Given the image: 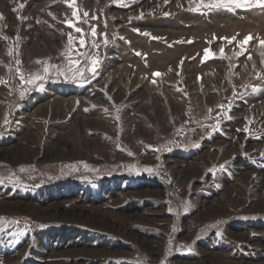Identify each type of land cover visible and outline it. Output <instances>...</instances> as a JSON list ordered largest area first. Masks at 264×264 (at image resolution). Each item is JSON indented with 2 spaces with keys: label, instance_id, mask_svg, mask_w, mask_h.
<instances>
[{
  "label": "rangeland",
  "instance_id": "rangeland-1",
  "mask_svg": "<svg viewBox=\"0 0 264 264\" xmlns=\"http://www.w3.org/2000/svg\"><path fill=\"white\" fill-rule=\"evenodd\" d=\"M197 3L76 0L81 48L65 0H0V264H264V8Z\"/></svg>",
  "mask_w": 264,
  "mask_h": 264
},
{
  "label": "snow or ice",
  "instance_id": "snow-or-ice-1",
  "mask_svg": "<svg viewBox=\"0 0 264 264\" xmlns=\"http://www.w3.org/2000/svg\"><path fill=\"white\" fill-rule=\"evenodd\" d=\"M114 2L115 3H122V0H114ZM65 3H66V5L68 7L73 9L72 17L75 18L74 20L66 18L65 19V25L67 27L73 29L75 33H79L80 34V36L78 38V43H79V46L81 48H83V47H85V44H86L85 33H84V30L81 27L76 26L80 22V19H81L80 16H79V9L76 6V0H65ZM165 3H167V0H165ZM201 6L203 8H207L209 10L223 8V9H226L228 11H235V9H249V8H253V7L264 8V0H207V2H205V0H199V3H197L196 7L194 9H191V10L200 11L201 10ZM20 7L23 8L24 5L21 4ZM14 11H15V9H14ZM141 15H143V13H141ZM165 15H167V13H165ZM83 17L88 18L89 17V13L87 11H84L83 12ZM0 19H3V15L2 14H0ZM18 19H26V18L18 17ZM91 19L95 20V19H98V17L93 15L91 17ZM85 23H87V20H85ZM143 34L144 35H150L147 32H145ZM90 35L93 38L92 42H91V47L92 48H98L99 45L97 44L96 39H95L97 37L96 26H94V25L90 26ZM101 35L104 37L103 41H102L103 45L107 46V44L109 43V40L107 38V33H102ZM153 38L156 39V37H153ZM75 39H76V37H74V35L72 33L68 34L66 52L62 53V55H66L68 57V60H67V65L68 66H67V68L64 71H60V70L57 69L55 74L57 76L63 75V76H65V78L72 79V80L80 79V80H85V82H90L84 76V72L80 68L75 67L76 65L80 64V60L73 59L71 57V52H72V49H73V44H74V40ZM221 39H226V40H228L229 43H232V41L235 40L236 38L232 37L231 39H229L227 37H224V38H221ZM251 39H252V36L249 35V36L245 37L243 41H240L239 44L241 45V51L239 53L234 52L233 54L235 56H237V57L239 55H242L244 53V51H246V49L243 46L245 44H247V42L249 40H251ZM259 46L262 49H264V40L259 41ZM9 54H11V52H9ZM79 55L90 59L91 67H89L87 69V71L90 72L94 76L95 73H96V67H97V65L99 63L98 57H89V54L87 52L79 53ZM136 55H140V53L137 52ZM260 55L262 57L261 63L264 64V51H262L260 53ZM219 56H220V58H224V49H223V47H221L220 50H219ZM204 58L205 59L216 58V53L212 52L210 49H205ZM247 59L248 60L252 59L250 54L247 56ZM35 63H37V64H47L46 61H40V60L35 61ZM180 63H181V66H182L183 60H181ZM16 64L17 65L21 64V61L19 59H17L16 60ZM50 67L51 68H56V66H45V67H43L42 72L38 70V71H36L34 73L29 74L28 76H25L24 73L21 72V70L19 68H17L16 71L19 74V80H20L21 89H22L19 92V96H20L21 99L24 98V96L27 94V91L29 89H31V88H35L36 90H42L43 82L45 80H47L50 77V75H51ZM253 67H255V65H253ZM69 73H71V76L68 75ZM177 74H179V73H177ZM256 75H257L258 78H260V73H257ZM153 76L154 77H159V76H161V73L155 72V73H153ZM198 79H199V77H198ZM151 82L153 84H155L157 81H156V79H153ZM25 85H27V87H25ZM253 90H255V88ZM235 95H236V93H235V91H233V96H235ZM218 107L222 111L225 109V106L223 104L218 105ZM230 107H231V102H229L228 109H227L228 111H230ZM211 111H212L211 109L208 110L209 113H211ZM220 114L221 113L217 114V123L213 127V130H216L219 127V116H220ZM225 115H226V113H225ZM118 119H119V116H117V120ZM4 122L5 123L8 122L7 121V117H5V121ZM244 131L248 132V128L246 127L244 129ZM129 155H132V153H129ZM221 168H223V166H221ZM21 171H23V169H21ZM147 171L151 172L152 169H147ZM2 182H3V180L0 179V183H2ZM184 210H185V212H187L188 208L185 207ZM169 211H171V209H169ZM4 222H5L4 219L0 218V224H2ZM0 230H2V229H0Z\"/></svg>",
  "mask_w": 264,
  "mask_h": 264
},
{
  "label": "bare ground",
  "instance_id": "bare-ground-1",
  "mask_svg": "<svg viewBox=\"0 0 264 264\" xmlns=\"http://www.w3.org/2000/svg\"><path fill=\"white\" fill-rule=\"evenodd\" d=\"M155 32V31H154ZM158 33H165V31H159ZM169 33V32H168ZM174 34H172L171 35V38H172V36H173ZM113 58V57H112ZM115 58H116V56H115ZM111 59V58H110ZM114 60V59H113ZM118 69H119V71L121 70L122 72H128L129 74H131V76H133V75H135L134 74V72H131V71H128L127 70V68L126 67H118ZM189 68H187V70H188ZM116 70H117V68H116ZM131 72V73H130ZM137 75V76H136ZM135 76H136V78H137V84L138 83H140V82H143L142 80L143 79H141L139 76L140 75H138V74H136ZM221 75V74H220ZM128 77V76H127ZM170 78V77H169ZM189 78V77H188ZM123 82V81H122ZM188 83H190L189 81H188ZM192 85V84H191ZM147 86V88H146V91L148 92V93H150L151 91H152V88H150L148 85H146ZM160 91V90H159ZM155 92H157V90H155ZM195 93V92H194ZM163 94V93H162ZM167 95V94H166ZM174 96V95H173ZM193 97V96H192ZM197 98V97H196ZM195 98V99H196ZM194 103V102H193ZM23 204V203H22ZM27 207H28V205H27ZM34 208V207H33ZM35 209V208H34ZM33 211V210H32ZM35 211V210H34Z\"/></svg>",
  "mask_w": 264,
  "mask_h": 264
}]
</instances>
